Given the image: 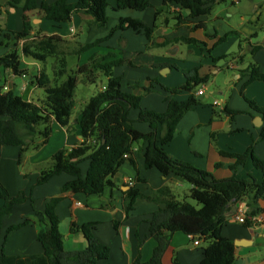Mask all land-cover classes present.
I'll return each instance as SVG.
<instances>
[{
    "label": "crops",
    "instance_id": "obj_1",
    "mask_svg": "<svg viewBox=\"0 0 264 264\" xmlns=\"http://www.w3.org/2000/svg\"><path fill=\"white\" fill-rule=\"evenodd\" d=\"M42 1L37 0L39 6ZM46 1L54 3L56 0ZM69 1L72 4L77 2ZM25 3L26 0H20L16 7H12L9 0H0V27L7 32L21 31ZM109 4L110 7L107 9L109 22L114 20L116 26L121 18L128 17L142 20L149 26L156 23L158 28L153 42L149 44L144 34L132 30L117 31L111 38L89 51L86 50L87 46L108 36L109 22L104 28H95L90 25L92 18L80 13L73 15L68 24L58 25L42 18L38 10L26 15L35 25L33 36L38 32L47 36L57 35L67 42L65 48H61V52L65 54L67 64L71 58L74 60L72 71L87 65L92 58H101L109 54H114L115 60L125 61L121 67L171 71L172 64L167 59L159 61L151 50L165 42H171L167 47L177 48L175 53L169 54L176 55L182 47L181 44L189 46V53L185 59L188 69L193 71L198 68L199 75L206 80L214 76L216 80L228 81V89L217 86V91L212 95L219 96L220 100L216 99L212 105L202 104L204 99L210 98L206 92L207 81L193 93L188 92L201 105L195 106L182 118L172 142L165 147L166 153L170 158L189 163L219 180L235 178L261 183L263 175L254 168L251 160L245 164H238L235 156L243 155L251 148L254 155L264 159V118L249 104L253 101L259 108L264 109V81L258 80L247 84L250 79V67H255L264 75V0H229L219 3L213 7L210 16L191 20L189 25L182 27H175V16L179 13L188 16V12L181 11L175 5L168 7L170 21L167 25H161V21L155 22V9L162 6V0H153L154 7L146 11L133 9L114 11L115 0H109ZM85 33L88 34L87 40L83 38ZM136 38L140 40L139 48L133 46ZM179 38H192L197 44L174 43ZM8 51L9 48L1 49L0 57ZM223 57L227 59L221 61ZM43 67V64L23 56L21 70H26L27 76L18 77L10 70L0 69V86L5 88V92L9 91L8 85L11 81L12 90L16 95L28 102L39 103L45 96L36 100V94L41 89L31 83L34 76L31 75L30 69L35 68L39 74ZM154 72L145 71L143 79L131 80L128 82L130 84L127 90L123 89L122 81V89L127 93L141 96L143 109L163 113L167 110L169 101L174 98L161 89L165 95L163 101L156 104L149 102L148 98L155 94L157 89L154 86L155 78L148 76L156 75ZM149 88H152V91L148 93L146 89ZM202 88L205 94L199 97L197 92ZM215 102H218V105H215ZM217 109L221 112H217ZM227 110L237 114L232 116ZM188 114H191V117L187 118ZM80 116L81 114L74 112L67 127L53 121L48 143L38 150L31 148L26 152L21 165L18 162L19 147L0 148V183L11 196L22 194L32 196V200L15 206L12 214L4 218L0 231V254L2 251L8 256L43 253V246L38 241V226H26L11 233L5 243L6 233L10 226L22 223L37 213L42 214L46 202L61 195L62 186L73 180L72 176L62 174L55 176L45 185L36 186L41 171L47 167L56 152L71 149L82 142ZM138 117V110L130 112V118L136 122L135 127L142 133L150 132L148 124L137 122ZM146 147L147 145L142 142L133 145V156L137 160L138 169L125 162L112 177L114 186L107 187L101 196H87L83 193L65 195V200L58 206L57 213L61 221L60 231L66 251H79L87 247L83 234L72 232V225L80 227L94 223L96 224L94 235L111 249L110 258L100 264H132L138 259L145 263L152 258L158 243L149 233V222L153 214L164 208V205L138 199L134 210L127 216L124 210L125 194L130 189H137L144 195H151L153 191L170 187L176 199L182 201L190 195L192 186L173 175L163 176L156 169H146L141 157ZM89 166L90 161L81 164L83 177H86ZM246 202L243 199L232 204L223 235L235 243V264H264V223L247 227L235 220L237 215L246 212ZM2 205L3 200L0 197V207ZM261 206L264 208V203ZM115 221L119 223L118 231L114 227ZM202 258L201 246H195L191 236L175 233L163 256V263L173 264L177 259L180 264H200Z\"/></svg>",
    "mask_w": 264,
    "mask_h": 264
},
{
    "label": "trees",
    "instance_id": "obj_2",
    "mask_svg": "<svg viewBox=\"0 0 264 264\" xmlns=\"http://www.w3.org/2000/svg\"><path fill=\"white\" fill-rule=\"evenodd\" d=\"M9 1L12 7L20 3V0ZM162 1V6L155 9V22L161 21V25H167L170 21L168 7L175 5L181 11L188 12V16L181 13L175 16V27H182L189 25L191 20L210 16L215 5L229 0ZM115 3L114 11L126 9L146 11L154 7L153 0H115ZM109 7V0H77L73 4L69 0H56L54 3L43 0L40 6L37 0H26L21 31L7 32L0 27V49L9 48V51L0 57V69L10 70L18 77H26L27 71L21 70L23 56L42 64L47 63L49 58H55L58 66L55 68L54 81L56 84L61 83L52 86L46 67L34 76L31 83L45 93V99L39 103L24 100L13 90L5 92V88L0 86V148L19 147L20 165L24 155L31 148L38 150L48 143L53 121L62 127L70 125L76 107L75 93L81 77L92 84L96 83L99 73H103L108 78L106 89L93 96L81 112L79 125L82 142L71 149L56 152L47 167L41 171L36 186L45 185L55 176L62 174L72 176L73 180L62 186L61 195L46 202L42 214L37 213L22 223L10 226L7 230L5 243L11 233L26 226H38V241L43 246V253L8 256L2 251L0 264H100L107 261L111 256V249L94 235L96 227L94 223L80 227L72 225V232H81L87 241L84 250L69 252L64 249L57 208L65 200L66 194L83 193L87 196H101L107 187L114 186L112 177L125 162L138 169L132 148L134 144L140 142L147 145L141 153L146 169H156L163 176L173 175L189 183L192 190L182 201L176 199L170 187L153 191L151 195H144L137 189H130L125 194L124 210L127 216L134 210L138 199L164 205V208L153 214L149 222V233L158 243L152 258L145 263L138 259L132 264H164L163 256L175 233H184L192 239L201 241L203 258L200 264H235V243L225 237L223 231L234 202L246 200L248 216L258 215L264 211L261 206L264 203V159L254 155L251 148L245 154L235 156L238 164H245L250 159L254 168L262 173V182L257 183L255 180L235 178L219 180L189 163L170 158L165 147L172 142L185 114L199 105L193 96L181 102L170 100L167 110L163 113L143 109L142 97L123 91V78L114 75L115 68L125 63L121 59L115 60L114 54L92 58L87 65L77 68L69 75L66 56L61 52V44L66 41L60 36H47L39 32L33 36L35 25L26 15L38 10L42 18L60 25L71 22L73 15L83 13L92 18L91 26L104 28L109 22L107 15ZM157 28L156 23L149 26L139 19L121 18L110 35L87 46L86 50L108 40L117 31L132 30L144 34L150 44L153 42ZM174 43L191 45L197 44V41L192 38H179ZM169 44L171 42H165L160 47H167ZM249 69L250 79L247 84L258 80L264 81V75L258 69L255 67ZM198 71L199 69L196 68L190 75H186L187 82L179 88L161 89L171 95H176L180 91L193 93L207 81L199 78ZM64 77L67 78L62 81ZM151 91L152 88L146 89L148 93ZM249 104L264 118V109L259 108L253 101ZM132 110L139 111L137 122L148 124L150 132L142 133L135 127L136 122L130 118ZM227 112L232 116L237 114L228 110ZM85 161H90V166L86 177H83L81 164ZM0 197L3 200V205L0 207L1 231L4 218L12 214L15 206L32 200V196L25 194L11 196L0 183ZM244 225L250 227L249 220ZM114 227L118 231V221L114 222ZM173 264L180 263L175 259Z\"/></svg>",
    "mask_w": 264,
    "mask_h": 264
},
{
    "label": "rangeland",
    "instance_id": "obj_3",
    "mask_svg": "<svg viewBox=\"0 0 264 264\" xmlns=\"http://www.w3.org/2000/svg\"><path fill=\"white\" fill-rule=\"evenodd\" d=\"M112 15L113 14L110 12V16H112ZM65 24H68V23H65ZM114 25H115L114 20H110V22L108 24V28H107V35H110L111 31L115 28L116 25L115 26ZM83 38H84V40H87L88 34L85 33ZM139 41L140 40H137V38H136V40L133 42V46H136V48H139V45H140ZM95 42L96 41H94L93 43H95ZM66 45H67V42H65L64 44H61V48H65ZM180 46H182V47L180 48V51L176 55H171L172 53L169 54V52L175 53L177 47H175L173 49H169V47H155L151 50V53L154 54L158 58L159 61H163L164 59H167V61L170 62V64H172L173 67H172L171 71L169 69L138 70L135 68L121 67V68L115 69L116 71L114 70V75L116 77H122L123 78V83H124L123 89L127 90L128 85L130 84L128 82H131V80H137L138 81V80L143 79L144 78L143 75H145V73H144L145 71H155L154 73L156 75H154V76L148 75V76L152 79L155 78L154 80L156 81V83H154L155 84L154 86L157 89H156V93L153 94L152 96H150L148 99H149V102L152 104L160 103L161 101H163L164 96H165L164 92L161 91V88H163V87L168 88V89L179 88L187 82L186 75H190L193 72L191 69L190 70L188 69V66L185 62V59H187L186 56L189 53V51H188L189 46L182 45V44ZM94 47H97V46H93V47L89 48L88 50L90 51ZM43 65H44V67H46L47 74L49 75V78L52 81V86L58 85L59 83L56 84L54 81L55 80L54 73L56 70L55 68L58 66L56 59L55 58H49L47 63H45ZM73 65H74V60L71 58L70 60H68V69L67 70L69 71V73H68L69 75L72 74V70H74ZM30 72H31L32 76H36V74H37V70L35 68H31ZM198 76L200 79H203V77H201V75H199V72H198ZM66 78L67 77H64L63 80H66ZM215 78L216 77L211 76L207 80L206 92L210 96V98L204 99L202 101V104L212 105L216 99L220 100L219 96L215 97L214 95H212V93L214 91H217V88H216L217 86H220L224 89H228V86H227L229 84L228 81H224L223 79L222 80L221 79L216 80ZM80 79L81 80L79 82V85H78L76 93H75L76 107H75L74 112L76 114H81L86 103H88V101L93 96L98 94V92H100L102 90V88L104 86H106L108 83V78L103 73L98 74L96 83H94V84L87 83L85 81V78H83V77H81ZM82 80H84V82ZM29 81H30V77H29ZM44 96H45L44 91L38 90L35 98L37 100L39 97L44 98ZM190 97H192V95L190 96L188 92L180 91L176 95H173V98H174L173 100L181 102L184 100L185 101L188 100ZM217 112H221V111L219 109H217ZM186 117L187 118L191 117V114H188V116H186Z\"/></svg>",
    "mask_w": 264,
    "mask_h": 264
},
{
    "label": "built area",
    "instance_id": "obj_4",
    "mask_svg": "<svg viewBox=\"0 0 264 264\" xmlns=\"http://www.w3.org/2000/svg\"><path fill=\"white\" fill-rule=\"evenodd\" d=\"M106 87H104L102 90H105ZM205 92H204V89H200L198 92H197V95L199 97H202L204 96ZM215 105H218V102H215ZM235 220L241 224H245L247 220H249L250 222V226H255L259 223H264V212L262 213H259L258 215H254V216H248L246 214V212H244L243 214H240V215H237L235 217ZM193 242H194V245L197 246V247H200L201 246V241L198 240V239H193Z\"/></svg>",
    "mask_w": 264,
    "mask_h": 264
},
{
    "label": "water",
    "instance_id": "obj_5",
    "mask_svg": "<svg viewBox=\"0 0 264 264\" xmlns=\"http://www.w3.org/2000/svg\"><path fill=\"white\" fill-rule=\"evenodd\" d=\"M8 89L9 90H12L13 89V83L11 81L9 82Z\"/></svg>",
    "mask_w": 264,
    "mask_h": 264
}]
</instances>
